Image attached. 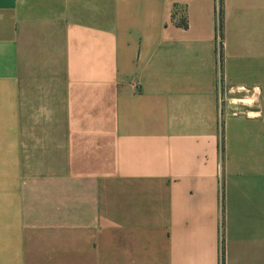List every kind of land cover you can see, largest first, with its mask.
Returning <instances> with one entry per match:
<instances>
[{"label":"crops","instance_id":"0c3cea01","mask_svg":"<svg viewBox=\"0 0 264 264\" xmlns=\"http://www.w3.org/2000/svg\"><path fill=\"white\" fill-rule=\"evenodd\" d=\"M221 235L264 264V0H0V264H219Z\"/></svg>","mask_w":264,"mask_h":264},{"label":"built area","instance_id":"2783aa9c","mask_svg":"<svg viewBox=\"0 0 264 264\" xmlns=\"http://www.w3.org/2000/svg\"><path fill=\"white\" fill-rule=\"evenodd\" d=\"M218 54L220 55L221 54V38L219 37L218 38ZM219 62H220V59H218ZM222 228H221V232H222ZM220 262L219 264H224V254H223V244H222V235L220 237Z\"/></svg>","mask_w":264,"mask_h":264},{"label":"rangeland","instance_id":"374dc122","mask_svg":"<svg viewBox=\"0 0 264 264\" xmlns=\"http://www.w3.org/2000/svg\"><path fill=\"white\" fill-rule=\"evenodd\" d=\"M230 93H227V92H225V91H222L221 92V98H220V101H221V105L222 106H224V104H226V103H228V99H229V97H230ZM235 104L237 103V102H235V101H233ZM237 105H242L241 103H237Z\"/></svg>","mask_w":264,"mask_h":264}]
</instances>
